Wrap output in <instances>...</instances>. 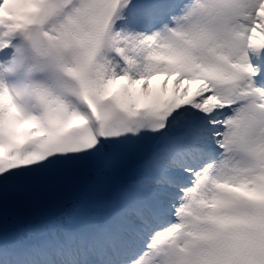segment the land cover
Masks as SVG:
<instances>
[{
	"label": "snow or ice",
	"instance_id": "1",
	"mask_svg": "<svg viewBox=\"0 0 264 264\" xmlns=\"http://www.w3.org/2000/svg\"><path fill=\"white\" fill-rule=\"evenodd\" d=\"M0 264H264V0H0Z\"/></svg>",
	"mask_w": 264,
	"mask_h": 264
},
{
	"label": "bare ground",
	"instance_id": "2",
	"mask_svg": "<svg viewBox=\"0 0 264 264\" xmlns=\"http://www.w3.org/2000/svg\"><path fill=\"white\" fill-rule=\"evenodd\" d=\"M175 77H165V76H155L152 78V80L149 82L151 91L153 95H160L162 98H168L171 97L173 94V81ZM167 80V91L165 92V84L164 81ZM188 81L184 82V85L189 87V95L194 94L198 87H199V82L198 81H192V83L189 85L187 83ZM192 87H196V90H192ZM135 94L141 102L144 100L143 92H142V86L138 85L135 90Z\"/></svg>",
	"mask_w": 264,
	"mask_h": 264
},
{
	"label": "rangeland",
	"instance_id": "3",
	"mask_svg": "<svg viewBox=\"0 0 264 264\" xmlns=\"http://www.w3.org/2000/svg\"><path fill=\"white\" fill-rule=\"evenodd\" d=\"M188 83V82H187Z\"/></svg>",
	"mask_w": 264,
	"mask_h": 264
}]
</instances>
